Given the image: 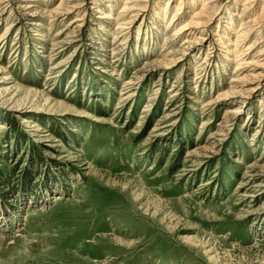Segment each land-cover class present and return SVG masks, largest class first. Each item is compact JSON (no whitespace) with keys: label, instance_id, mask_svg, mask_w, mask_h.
Here are the masks:
<instances>
[{"label":"rangeland","instance_id":"1","mask_svg":"<svg viewBox=\"0 0 264 264\" xmlns=\"http://www.w3.org/2000/svg\"><path fill=\"white\" fill-rule=\"evenodd\" d=\"M125 3L0 0V264H264V0Z\"/></svg>","mask_w":264,"mask_h":264},{"label":"bare ground","instance_id":"2","mask_svg":"<svg viewBox=\"0 0 264 264\" xmlns=\"http://www.w3.org/2000/svg\"><path fill=\"white\" fill-rule=\"evenodd\" d=\"M130 1H133V0H126V2L128 3V2H130ZM127 3H125V4H127ZM124 7H127V5H124ZM129 7V6H128ZM63 10V9H62ZM122 11V10H121ZM61 13V12H60ZM251 20H248V21H246V22H250ZM194 26V25H193ZM187 27V26H186ZM245 27V26H244ZM239 36V35H238ZM234 42V41H233ZM256 43V42H255ZM251 45L252 44H249L248 46H247V48L248 47H251ZM10 76H8V75H6L4 78H2V80H6V79H8ZM257 185H260V184H257Z\"/></svg>","mask_w":264,"mask_h":264}]
</instances>
